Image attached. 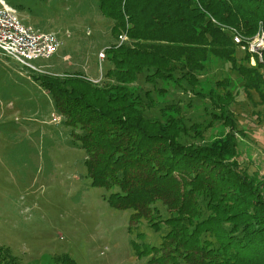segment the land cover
Wrapping results in <instances>:
<instances>
[{"label": "trees", "instance_id": "16d2710c", "mask_svg": "<svg viewBox=\"0 0 264 264\" xmlns=\"http://www.w3.org/2000/svg\"><path fill=\"white\" fill-rule=\"evenodd\" d=\"M96 4L112 19L115 39L123 31L129 37L105 46L103 82L82 70L33 71L32 78L70 127L67 143L85 151L90 184L109 190L111 206L132 209V220L161 232L159 244L133 239L135 254L157 264H264V177L239 168L236 135L245 131L231 109L238 79L264 102V52L251 64L230 29L253 35L264 23V0ZM213 58L228 62L236 77L200 76ZM196 99L202 112L195 120L187 109ZM210 127L217 133L206 139ZM0 257L18 264L1 247ZM53 257L54 264H78L66 252Z\"/></svg>", "mask_w": 264, "mask_h": 264}, {"label": "rangeland", "instance_id": "374dc122", "mask_svg": "<svg viewBox=\"0 0 264 264\" xmlns=\"http://www.w3.org/2000/svg\"><path fill=\"white\" fill-rule=\"evenodd\" d=\"M12 1L23 4L18 10L23 21L55 32L62 43L29 68L0 51V247L18 264H54L53 256L62 252L78 264H157L138 257L132 240L159 244L161 232L144 218L132 220V209L111 206L109 190L90 184L85 151L67 143L70 127L61 121L49 92L32 78L33 71L82 70L101 83L110 64L105 46L128 40L127 33L115 39L113 21L100 12L96 0ZM203 75L236 77L228 62L214 58ZM140 83L148 87L144 79ZM234 83L231 109L245 131L236 135L239 168L264 177V102L254 90L248 94L239 79ZM195 104L187 116L196 120L202 103L196 99ZM216 133L212 127L204 131L206 139ZM157 204L166 213L161 201ZM139 232L143 234L137 237ZM0 258L3 264L6 258Z\"/></svg>", "mask_w": 264, "mask_h": 264}, {"label": "built area", "instance_id": "2783aa9c", "mask_svg": "<svg viewBox=\"0 0 264 264\" xmlns=\"http://www.w3.org/2000/svg\"><path fill=\"white\" fill-rule=\"evenodd\" d=\"M233 40L241 49L251 52V63L255 56L264 52V23L260 22L253 36H244L238 29L231 27ZM119 37L123 39V34ZM62 40L53 31L40 29L23 21L19 11L6 0H0V51L24 64L35 66L34 59L48 58L54 54ZM100 57L104 51L99 52Z\"/></svg>", "mask_w": 264, "mask_h": 264}]
</instances>
